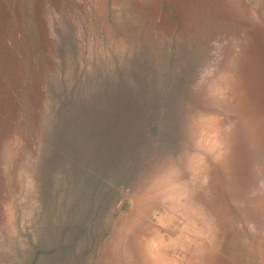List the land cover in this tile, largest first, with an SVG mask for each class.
I'll list each match as a JSON object with an SVG mask.
<instances>
[{"label": "rangeland", "instance_id": "1", "mask_svg": "<svg viewBox=\"0 0 264 264\" xmlns=\"http://www.w3.org/2000/svg\"><path fill=\"white\" fill-rule=\"evenodd\" d=\"M0 264H264V0H0Z\"/></svg>", "mask_w": 264, "mask_h": 264}, {"label": "bare ground", "instance_id": "2", "mask_svg": "<svg viewBox=\"0 0 264 264\" xmlns=\"http://www.w3.org/2000/svg\"><path fill=\"white\" fill-rule=\"evenodd\" d=\"M190 246V245H189Z\"/></svg>", "mask_w": 264, "mask_h": 264}]
</instances>
